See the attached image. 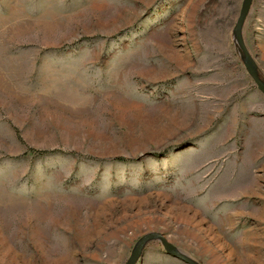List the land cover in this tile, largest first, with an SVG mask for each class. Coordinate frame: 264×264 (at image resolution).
Returning <instances> with one entry per match:
<instances>
[{"label": "rangeland", "instance_id": "rangeland-1", "mask_svg": "<svg viewBox=\"0 0 264 264\" xmlns=\"http://www.w3.org/2000/svg\"><path fill=\"white\" fill-rule=\"evenodd\" d=\"M241 2L0 0V264H264ZM240 34L264 82V0Z\"/></svg>", "mask_w": 264, "mask_h": 264}, {"label": "water", "instance_id": "water-1", "mask_svg": "<svg viewBox=\"0 0 264 264\" xmlns=\"http://www.w3.org/2000/svg\"><path fill=\"white\" fill-rule=\"evenodd\" d=\"M249 3H250V0H242V2H241L238 17H237L236 23L234 25L233 41L236 42L239 45V47L241 48V50L245 53L246 57L244 58V62H243L244 67H245L248 75L251 77V79L253 80V82L257 86V88L264 95V82H263L262 78L258 75L257 70H256L255 66L253 65L251 58L247 55L245 47H244L243 42L241 40V34H240L241 25L245 19V16H246V13H247V10L249 7ZM152 238H157L160 241V243L162 244V246L166 252L175 255L176 257L183 260L187 264H199L196 261L192 260L191 258L187 257L183 252L178 250L173 243L169 242L160 233H147L144 236H142L139 239L136 246L131 251V253H130L125 264H133L137 260L143 244Z\"/></svg>", "mask_w": 264, "mask_h": 264}, {"label": "crops", "instance_id": "crops-1", "mask_svg": "<svg viewBox=\"0 0 264 264\" xmlns=\"http://www.w3.org/2000/svg\"><path fill=\"white\" fill-rule=\"evenodd\" d=\"M222 249V248H220ZM218 247L212 248L211 246H204V253H206L207 261L221 263L223 260L225 261L228 256L224 253V249L220 250Z\"/></svg>", "mask_w": 264, "mask_h": 264}]
</instances>
